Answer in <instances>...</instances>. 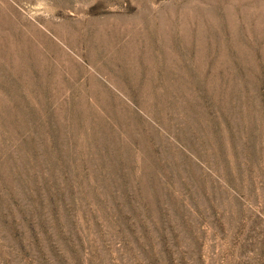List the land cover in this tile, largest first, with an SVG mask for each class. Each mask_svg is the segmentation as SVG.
<instances>
[{
  "label": "rangeland",
  "instance_id": "1",
  "mask_svg": "<svg viewBox=\"0 0 264 264\" xmlns=\"http://www.w3.org/2000/svg\"><path fill=\"white\" fill-rule=\"evenodd\" d=\"M0 264H264V0H0Z\"/></svg>",
  "mask_w": 264,
  "mask_h": 264
}]
</instances>
